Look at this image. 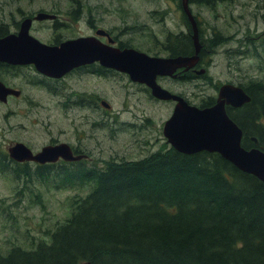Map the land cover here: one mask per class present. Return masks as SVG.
<instances>
[{
    "label": "trees",
    "instance_id": "trees-1",
    "mask_svg": "<svg viewBox=\"0 0 264 264\" xmlns=\"http://www.w3.org/2000/svg\"><path fill=\"white\" fill-rule=\"evenodd\" d=\"M68 1L78 20L84 4ZM231 1L189 3L214 11ZM5 34L0 25V36ZM217 34L212 32L207 47L202 44L204 59L223 43ZM165 41L173 55L193 54L191 35L169 34ZM240 52L246 54L247 45ZM4 66L0 64L2 81L9 73ZM238 86L250 102L227 108V114L242 130V147H255L250 139L256 138L257 148L264 151V76ZM214 102L205 98L197 106L207 108ZM52 167L31 170L0 152V171L11 175L16 186L21 183L19 190L14 188L15 196L32 195L30 203L42 210L34 182L59 180L60 188L78 189L70 198L69 217L44 232L48 241H36L28 232L29 247L13 244L7 253L0 252V264H264V186L218 154L184 155L169 147L138 161L67 165L55 172ZM83 187L89 188L84 196L79 194Z\"/></svg>",
    "mask_w": 264,
    "mask_h": 264
},
{
    "label": "rangeland",
    "instance_id": "rangeland-1",
    "mask_svg": "<svg viewBox=\"0 0 264 264\" xmlns=\"http://www.w3.org/2000/svg\"><path fill=\"white\" fill-rule=\"evenodd\" d=\"M79 1L85 6L88 21L113 31L116 45H131L149 55L165 56L161 44L165 45L168 35L186 34L177 0ZM4 2L7 0H0V23L10 29L17 6H4ZM69 7L75 8L68 0H30L20 4L23 11ZM191 10L198 22L200 43L207 47L212 32L218 33L223 43L213 53L209 50V56L203 58V78L193 77L189 82L164 81L162 86L184 95L192 105H197L205 98L216 99L218 88L223 84L238 85L249 78L264 76V0H232L216 6L214 11L192 5ZM49 25L47 22L36 23L30 34L43 43L58 35L60 38L92 35L83 22L54 30ZM243 37L251 44H246ZM244 45H247L246 54L240 52ZM36 75L34 69L28 68L3 74V81L22 89L24 97L12 98L8 104L0 103V152L7 153V149L16 142L27 143L36 152L51 139L74 143L77 136L94 155L95 160L89 164L102 167L106 162H119L121 159L138 161L157 150L169 148L162 128L172 113L173 105L154 102L145 92L138 91L136 85H129L128 79L115 74L107 77L83 74L76 80L67 77L62 84L52 85L47 91L35 83ZM81 93H92L96 98L106 100L111 107L107 116L75 105L69 111L62 109L61 103L65 99ZM85 117L97 123L103 119L99 128L93 130L91 141L87 139L89 135H86V127L82 123ZM129 122L134 124L133 128L123 126ZM107 123L115 133L109 130ZM29 167L35 170L37 166L30 164ZM58 169V166L54 167L53 172ZM58 182L47 185L34 182L35 191L41 195L45 207L42 210L30 203L32 195L21 199L16 197L14 188L19 190L17 187L21 183L16 186L11 175L0 171L1 253H7L13 244L28 248V232L36 241H48L44 232L69 217L70 198L78 189L60 188ZM80 191L79 194L84 196L88 190Z\"/></svg>",
    "mask_w": 264,
    "mask_h": 264
},
{
    "label": "water",
    "instance_id": "water-1",
    "mask_svg": "<svg viewBox=\"0 0 264 264\" xmlns=\"http://www.w3.org/2000/svg\"><path fill=\"white\" fill-rule=\"evenodd\" d=\"M181 8L191 26L194 55L189 57L160 58L149 56L135 49H123L103 44L95 37H79L60 43L46 45L30 35L31 20H24L18 33L0 38V63L9 65H32L35 70L52 79H60L72 70L98 62L102 67L114 69L129 76L132 82L144 84L151 96L160 101H173L171 116L163 125V136L178 153L193 155L200 152L216 153L239 171L257 178L264 186V151L249 150L241 146L242 130L228 117L226 107L240 108L250 102V97L239 86L226 84L218 89L215 103L207 108H198L182 97L162 88L158 76H172L180 68L190 69L198 62L201 45L198 28L192 16L188 0H181ZM51 18L39 13L36 20ZM97 31V35H104ZM111 42V40H110ZM19 91L0 81V103L8 96L18 97ZM105 108L108 107L103 103ZM256 143V139L252 138ZM8 157L15 162L52 164L59 159L77 162L69 145L45 146L38 153L22 143L8 148ZM89 264V263H79Z\"/></svg>",
    "mask_w": 264,
    "mask_h": 264
},
{
    "label": "flooded vegetation",
    "instance_id": "flooded-vegetation-1",
    "mask_svg": "<svg viewBox=\"0 0 264 264\" xmlns=\"http://www.w3.org/2000/svg\"><path fill=\"white\" fill-rule=\"evenodd\" d=\"M24 1H30V0H7V2H4V4H3L4 6H10L12 4V5H16L17 7H16V16L13 17L10 29L8 28L7 25H5L3 23H0V25L5 28V32H6V34L3 35V36H0V38H2L4 36H7L9 34L18 33L21 23L24 20H26V19L31 20L30 32L32 30V27L36 23H41L42 24L43 22H47V23L50 24L49 25L50 28L52 30H54V29L63 28V27H70L71 26L70 24H73L74 26H76L77 24L83 22L88 27V29L92 32V35H90V36L95 37L97 40H99L103 44L111 45L112 47H115V48H118V49H124V48L120 47L121 45H119V44L116 45V37L114 38L112 30H110V29L109 30H104L102 28H99V25H95L92 20L88 21V17H87V15L85 13L84 14L82 13V15H80L81 17L78 20H75L73 18L74 15H72V13H74L75 10L70 9V8L52 9V10H49V11L48 10L23 11L20 8V4L22 2H24ZM39 13H45V14L51 16V18L37 21L36 18H37V15ZM68 14H71V15H68ZM164 15H166V14H164ZM89 17H92V16L90 15ZM44 25H45V23L43 24V26ZM99 30L104 31V33H103L104 35H97V31H99ZM74 38H78V36L77 37H68V38H63L62 37V38H60V35H58V36H56L54 38L52 37L51 40H47L45 44H48V45H59L60 43L66 41V40L74 39ZM110 40H111V42H110ZM161 47L163 48V50H164V52L166 54L164 57L175 58V57H179V56H189L190 55V54L187 55L186 54L187 52H182V53H178L176 55H173L172 52H169L168 50H166V46L164 44H161ZM156 56H158V55H156ZM3 65H5V66L2 67V68H7L9 71L17 70V69H20V68H22V69H25V68L34 69V67L31 66V65H29V66H20V65L13 66V65H9V64H3ZM1 66H2V64H1ZM200 66H202V65H200ZM198 67H199V65H198ZM198 67H197V69H198ZM189 71L196 72V70H194V69L193 70H187V71L184 70V69H180L179 71H176L174 73L173 77H158L157 80L160 83L164 82V81L187 82V79L189 78L188 75L190 74ZM35 72L37 73V75H36L37 81L35 83H37L40 86H43L44 89L47 90V91H48V88L51 87L52 85L62 84V81H65V79L67 77H71V78L76 80V77H80L81 78L83 76V74L95 75L97 77H107L110 74L120 75V76L124 77L125 79H128L129 85H136L138 91L145 92L146 95L148 96V98H150L154 102H158L157 100H155L152 97H150V94H149L150 91L145 86L137 84V83H133V82H131L129 80V78H128V76L126 74L120 73V72H118L116 70H113V69L102 67L98 63H93V64H90V65H85V66L79 67L77 69H74L70 73L66 74L65 76H63L60 79L48 78V77L38 73L36 70H35ZM192 74H194V73H192ZM0 77H1V75H0ZM2 82L6 86H8L10 88H13V89H15V90L20 92L18 97H14L12 95L8 96L6 104H8L9 100L12 99V98L19 99L21 97H24L22 95L23 94L22 89H20L18 87H15V86H12V85H9L7 83V81L6 82L2 81ZM167 90L171 91L170 89H167ZM81 94L82 95H76L75 94L69 100L65 99L64 102L61 103L62 109L64 111H69L75 105V106L79 107V109L80 108L81 109L82 108H88L92 112H99V114H101V112H102L103 115L107 116V114L109 112V111L107 112V110H109L111 107H107L103 111V107H104L103 103L108 104L106 102V100H104V99H102L100 97L96 98L95 97L96 95H94L92 93L91 94L90 93L89 94L81 93ZM168 103H172L173 105L175 104L174 102H168ZM108 105L110 106V104H108ZM84 119H86V120L84 122H82V123H83V126L86 127V135H89V137L87 139H89L91 141L93 130L94 129L96 130V128H99L98 126H100L103 123V119L101 118L100 120H98V121H102L101 123L92 122L90 119H88L86 117ZM114 122H115V124L117 123L116 120ZM106 125L108 126L109 130L112 133H115V130L111 127L110 124L107 123ZM123 126L132 127L133 128L134 124H131L130 122L129 123H123ZM79 134L83 135L81 132ZM75 135H76V132H75ZM112 137H114V136H112ZM76 138L78 140L74 141V143L58 142L56 139H51L43 147H45V146H55V145L62 144V143L67 144V145H69V148H70L73 156L81 157L80 161H77V162H65V161L59 159L55 164L52 163V164H44V165H46V166L53 165L52 170L56 166H58L59 168L61 166H65L66 167L67 165H70L71 167H76V166H79V164L80 165L85 164L87 167H92L93 165L89 164L93 160H95L92 151H90V149H87L85 147L84 143L80 140V138H78L77 136H76ZM96 142L99 144L98 141H96ZM16 143L24 144L26 147H28L33 152V154L38 153L43 148V147H41L39 151L34 152V150H32V148L30 146H27V143H23V142H16ZM16 143H14L13 145H15ZM12 146H10V147H12ZM98 148L102 152L101 147H98ZM108 150L110 151V149H108ZM25 164L28 165V166L30 164H35L36 166H44V165L36 164V163H33V162H31V163L30 162L29 163L28 162L21 163V165H25ZM81 189L82 190L83 189L88 190L89 188L88 187H83Z\"/></svg>",
    "mask_w": 264,
    "mask_h": 264
}]
</instances>
